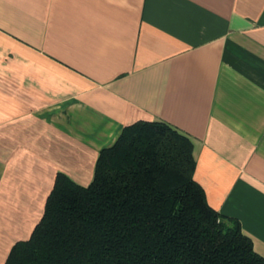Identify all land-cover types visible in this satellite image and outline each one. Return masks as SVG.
I'll list each match as a JSON object with an SVG mask.
<instances>
[{"label": "crops", "instance_id": "obj_1", "mask_svg": "<svg viewBox=\"0 0 264 264\" xmlns=\"http://www.w3.org/2000/svg\"><path fill=\"white\" fill-rule=\"evenodd\" d=\"M188 135L207 202L264 255V0H0V264L57 173L123 126Z\"/></svg>", "mask_w": 264, "mask_h": 264}, {"label": "trees", "instance_id": "obj_2", "mask_svg": "<svg viewBox=\"0 0 264 264\" xmlns=\"http://www.w3.org/2000/svg\"><path fill=\"white\" fill-rule=\"evenodd\" d=\"M188 135L123 126L87 185L57 173L30 235L3 264H264L239 221L209 205Z\"/></svg>", "mask_w": 264, "mask_h": 264}]
</instances>
